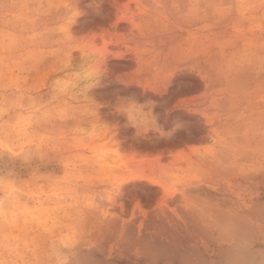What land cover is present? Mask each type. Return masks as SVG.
<instances>
[{"label": "rangeland", "instance_id": "obj_1", "mask_svg": "<svg viewBox=\"0 0 264 264\" xmlns=\"http://www.w3.org/2000/svg\"><path fill=\"white\" fill-rule=\"evenodd\" d=\"M0 264H264V0H0Z\"/></svg>", "mask_w": 264, "mask_h": 264}]
</instances>
